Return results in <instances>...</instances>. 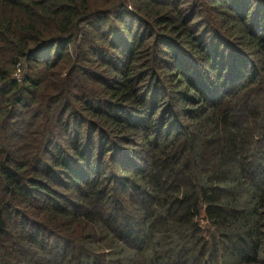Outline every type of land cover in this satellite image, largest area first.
<instances>
[{
    "label": "trees",
    "instance_id": "16d2710c",
    "mask_svg": "<svg viewBox=\"0 0 264 264\" xmlns=\"http://www.w3.org/2000/svg\"><path fill=\"white\" fill-rule=\"evenodd\" d=\"M221 258L264 264V0H0V264Z\"/></svg>",
    "mask_w": 264,
    "mask_h": 264
},
{
    "label": "rangeland",
    "instance_id": "374dc122",
    "mask_svg": "<svg viewBox=\"0 0 264 264\" xmlns=\"http://www.w3.org/2000/svg\"><path fill=\"white\" fill-rule=\"evenodd\" d=\"M210 13H211V12H210ZM22 63H24V62L22 61ZM22 63H21V64H22ZM23 66H24V65L22 64V67H23ZM126 211H127V210H125V211H119V213H120L119 215H121V216H125ZM126 215H127V214H126ZM123 219H124V221L121 223V229H122V230H125V229H127V227H128L127 216H125ZM201 223H205V222L203 221V219H201ZM125 232H127V231H125ZM141 233H142V232H141ZM137 235H138V234H135V235L133 236L134 238L132 237V238H133L132 241L130 240L133 244H136V242H137ZM109 264H111V262H109ZM219 264H223V259H222V258L220 259Z\"/></svg>",
    "mask_w": 264,
    "mask_h": 264
}]
</instances>
